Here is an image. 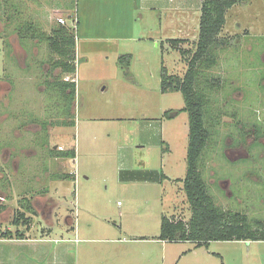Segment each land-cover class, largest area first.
<instances>
[{"label":"rangeland","instance_id":"1","mask_svg":"<svg viewBox=\"0 0 264 264\" xmlns=\"http://www.w3.org/2000/svg\"><path fill=\"white\" fill-rule=\"evenodd\" d=\"M141 1L0 0V198L8 197L0 232H15L10 222L19 213L30 217L32 239L54 227L50 241L37 243L47 257L15 258L23 264H61L51 260L61 249L67 264H264V241L196 248L157 239L162 216H191L182 183L188 115H176L185 101L162 93L160 81L162 68L184 75L198 36L179 39L178 30L198 27L200 12L156 18ZM61 16L75 44L71 74L52 67L60 57L47 41ZM142 18L150 31L167 29L158 40L142 38ZM220 40L217 63L198 76L211 137L197 167L219 209L263 221L264 0L231 7ZM62 81L75 82L74 100H64ZM59 147L75 149V158L54 156ZM69 173L74 179H52ZM29 203L35 213L23 208Z\"/></svg>","mask_w":264,"mask_h":264},{"label":"trees","instance_id":"2","mask_svg":"<svg viewBox=\"0 0 264 264\" xmlns=\"http://www.w3.org/2000/svg\"><path fill=\"white\" fill-rule=\"evenodd\" d=\"M246 0H204L200 7L198 37L195 51L187 61V69L182 77L168 75L164 68L161 69L160 91L180 92L185 101V107L179 110L188 115V145H187V171L183 180V191L191 211L188 221L172 220L161 217L160 234L158 239L165 242H192L195 247H207L211 241H264V220L249 222L246 215L219 209L205 190V182L200 175L197 162L211 137L205 125L204 112H206V99L204 93L198 90V76L202 71H208L215 66L216 57L212 52L215 46H224L220 40L222 29L225 25L226 14L235 4ZM53 29L55 36L48 38L51 51L60 59L55 61L53 68H61L62 72L71 74L75 72L74 40L68 35L66 26L56 24ZM182 40H168L171 46H177ZM212 47V48H211ZM211 48V49H210ZM185 53V52H182ZM121 60L124 57H120ZM130 56L124 62L128 67ZM206 83V81H205ZM210 83V82H209ZM64 100L75 99V82L62 81L56 83ZM211 88H214L211 84ZM167 114V112L165 113ZM206 119V118H205ZM53 124V123H52ZM59 126H74L75 122L66 123L62 120ZM57 125V126H58ZM60 159H74L75 150L59 151ZM57 179L74 177V174L54 175ZM23 208L34 213L30 203ZM30 224V219L23 214L14 217L12 225ZM17 233V232H16ZM14 233L16 237L19 235ZM10 232L1 233L0 237H10ZM21 237V236H20Z\"/></svg>","mask_w":264,"mask_h":264},{"label":"crops","instance_id":"3","mask_svg":"<svg viewBox=\"0 0 264 264\" xmlns=\"http://www.w3.org/2000/svg\"><path fill=\"white\" fill-rule=\"evenodd\" d=\"M203 1L204 0H142L140 3L142 4V7H141L142 11H144L145 13H149L150 15H154L155 12L158 14L161 11V12L166 13L165 16H167V14L170 11H172L174 13L176 12L177 14L181 13L182 15H184V13H189V15H190L191 12H195V11L200 12V7H201V4ZM60 15H63V13L60 12ZM154 16H156V18L158 17L157 15H154ZM195 16H197V15H195ZM140 21H142L143 28L141 29L139 34H140V36H142V38L148 37L153 41L158 40V35L162 34V31L167 29V27L162 28V26L160 25V27L158 29L156 27H154V29L152 31H150L149 28L147 27V24H149L148 22L150 21V19L145 21L144 18H142ZM195 26L193 29L190 27H188V28L181 27V30H178V34H180V36H181L179 39L185 38V35H187L189 33V31L190 32L192 31L193 33L196 32V36H198L199 25H198V27H195ZM157 30L159 32H157ZM152 34H155V35L152 36ZM159 40H161V42L166 44V40H169V39L166 38L165 42L161 38ZM129 64H130V61H129ZM128 68H129V65H128ZM75 156H76V152H75ZM74 177H75V175H74ZM52 179L53 180L55 179L56 181H61V182L65 181V179H57L55 177ZM66 179L72 180L74 178L69 177ZM3 192H4V189H3V191L0 190V193L6 194V191L4 193ZM5 194H4V196H6ZM7 199H8V197L6 199H4L3 196H1L0 202H8ZM59 204H60L59 202H56L54 204L53 210L55 208L56 209L59 208ZM2 206H5V204L2 205L0 203V210L2 209ZM27 218L30 219L29 216ZM13 220H14V218H12V221ZM12 221L10 222L11 225H12ZM72 223H73L72 216H66V224L69 225L71 229L74 228L72 226ZM21 227H23L22 230L18 226H16L15 232H12L8 228H6V231H9L11 233L10 237H8V238L7 237L6 238L0 237V246L2 247V250H3L1 252V256H0L1 257L0 264H23L22 262L18 263L15 258H24L25 255L32 256V257H34L35 260H41V259L47 257V253L44 255V257H42V253H41L42 252L41 248L45 247V246L38 245L37 243H43V242L50 241L49 238H51L50 236L54 233V227H52L51 229L45 230V231H43L40 228L41 235H40L39 239H36V238L32 239L31 233H33L34 230L32 227H30V224L28 226L22 225ZM76 232L77 231L75 229L74 233H76ZM1 233H3V232H0V235H1ZM14 233L18 234L19 236L16 237L14 235ZM93 238H95V239H92V240H100L99 238H96V237H93ZM162 242L165 243V241H162ZM55 255H56V257H55ZM67 255L68 254L64 253L62 249H61V251L56 250V253L54 252V256L51 259L52 263L58 262L61 264H67V262H68L67 261V259H68Z\"/></svg>","mask_w":264,"mask_h":264},{"label":"built area","instance_id":"4","mask_svg":"<svg viewBox=\"0 0 264 264\" xmlns=\"http://www.w3.org/2000/svg\"><path fill=\"white\" fill-rule=\"evenodd\" d=\"M56 22L58 23V24H60V25H62V26H66V24H67V20H66V18L65 17H58L57 19H56ZM73 23H75V21H73ZM59 150H62V148L61 147H59L58 148Z\"/></svg>","mask_w":264,"mask_h":264},{"label":"flooded vegetation","instance_id":"5","mask_svg":"<svg viewBox=\"0 0 264 264\" xmlns=\"http://www.w3.org/2000/svg\"><path fill=\"white\" fill-rule=\"evenodd\" d=\"M61 148H62V147H61ZM56 150H58V149H56ZM61 151H64V150H63V148H62V150H61ZM69 174H71V173H69Z\"/></svg>","mask_w":264,"mask_h":264}]
</instances>
